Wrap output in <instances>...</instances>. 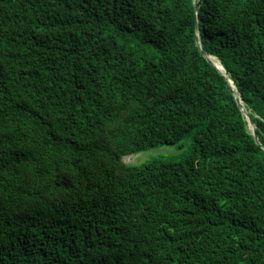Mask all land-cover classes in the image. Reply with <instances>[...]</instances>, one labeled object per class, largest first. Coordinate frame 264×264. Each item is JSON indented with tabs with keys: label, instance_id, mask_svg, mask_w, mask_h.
I'll use <instances>...</instances> for the list:
<instances>
[{
	"label": "trees",
	"instance_id": "obj_1",
	"mask_svg": "<svg viewBox=\"0 0 264 264\" xmlns=\"http://www.w3.org/2000/svg\"><path fill=\"white\" fill-rule=\"evenodd\" d=\"M0 264H264V0H0Z\"/></svg>",
	"mask_w": 264,
	"mask_h": 264
},
{
	"label": "rangeland",
	"instance_id": "obj_2",
	"mask_svg": "<svg viewBox=\"0 0 264 264\" xmlns=\"http://www.w3.org/2000/svg\"><path fill=\"white\" fill-rule=\"evenodd\" d=\"M248 128L250 131H252L251 126H249ZM169 153H174V147L161 146V147L150 148L148 150L141 151L138 153H132L127 157H124L123 160L127 164H136V163H141L147 159L162 157L168 155Z\"/></svg>",
	"mask_w": 264,
	"mask_h": 264
},
{
	"label": "water",
	"instance_id": "obj_3",
	"mask_svg": "<svg viewBox=\"0 0 264 264\" xmlns=\"http://www.w3.org/2000/svg\"><path fill=\"white\" fill-rule=\"evenodd\" d=\"M195 8L197 9L196 5H195ZM205 57L216 69H218L220 72H222L220 70V68L218 66H216L213 61L210 60L208 55H205ZM228 82H229V84L231 86V90H232V92H233V94H234V96H235V98L237 100V104H238L240 110L242 111V113L244 114V116H245V118H246V120L248 122V127L251 126L252 134L254 136V139L256 140V142H258V138H257L256 132L254 131L255 130V123H254L253 119L250 117L248 111L245 109L244 104L242 103V101L236 96V92L234 90L233 82L230 79L228 80Z\"/></svg>",
	"mask_w": 264,
	"mask_h": 264
},
{
	"label": "bare ground",
	"instance_id": "obj_4",
	"mask_svg": "<svg viewBox=\"0 0 264 264\" xmlns=\"http://www.w3.org/2000/svg\"><path fill=\"white\" fill-rule=\"evenodd\" d=\"M209 58H210L211 61L215 62V65L218 66L222 72H224L221 63L219 62V60L217 58H215L213 56H209ZM125 157H127V156H125Z\"/></svg>",
	"mask_w": 264,
	"mask_h": 264
}]
</instances>
